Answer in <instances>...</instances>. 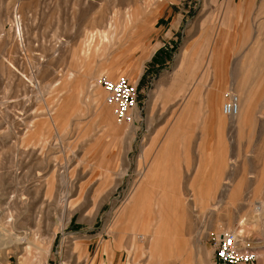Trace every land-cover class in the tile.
I'll return each instance as SVG.
<instances>
[{
	"label": "rangeland",
	"instance_id": "374dc122",
	"mask_svg": "<svg viewBox=\"0 0 264 264\" xmlns=\"http://www.w3.org/2000/svg\"><path fill=\"white\" fill-rule=\"evenodd\" d=\"M103 75L137 86L133 123ZM237 88L244 121L222 114ZM154 163L195 186L146 181ZM168 194L200 248L168 254L215 263L233 231L264 264V0H0V264H155L170 204L144 200Z\"/></svg>",
	"mask_w": 264,
	"mask_h": 264
},
{
	"label": "crops",
	"instance_id": "0c3cea01",
	"mask_svg": "<svg viewBox=\"0 0 264 264\" xmlns=\"http://www.w3.org/2000/svg\"><path fill=\"white\" fill-rule=\"evenodd\" d=\"M237 91L240 94L241 100H240V111L239 114L235 117L231 118H246V116L251 112L250 107V98L247 93H241L239 91V88H237ZM221 94L219 93V96L216 98V101H213L209 104L207 113H209L212 117L220 116L221 117V111H220V100H221ZM246 98V99H245ZM108 108V107H107ZM222 114L223 112V104H222ZM227 117V115H225ZM221 119V118H220ZM112 121V118H109V122ZM238 121V119H237ZM242 121V123H243ZM108 122V123H109ZM241 123V124H242ZM240 124V125H241ZM235 125H238L237 122ZM239 126V125H238ZM194 167V168H193ZM144 177L146 178V181L156 183L157 185H167V186H190L193 184L195 186V164L191 166L190 168H187L185 165L181 164H163V163H154L150 164L149 168L145 169ZM240 186L232 183L228 184V189L231 191L236 192ZM192 197L187 196V202L195 203V189L192 191ZM145 202H162L170 204L168 206H161V210H159L160 218H162V222L158 225V231L150 232L151 234H158L160 236L159 242L153 243L155 246L153 249L155 251H159L158 259L155 260V264H188V260L191 259L193 264H202L199 262L200 258L198 255L192 254L190 258H188V254L184 256V259L173 257V255L168 254L169 251L173 250H182V251H195L200 250V248L195 247V244H188L186 242L180 243L181 239L177 237L178 235H185L189 234V224L186 221L188 218H193V223L195 222L194 216L183 215V219L180 220V212L177 210V203L182 201L179 200L176 194H168L164 197H161L160 199H149L144 200ZM184 201V200H183ZM165 220V221H164ZM192 233V231H190ZM175 235V236H173ZM176 238L177 242H174L173 239ZM186 261V262H185ZM209 262L206 264H215L214 260H208ZM121 263V260L119 264ZM241 264H255V263H241Z\"/></svg>",
	"mask_w": 264,
	"mask_h": 264
},
{
	"label": "built area",
	"instance_id": "2783aa9c",
	"mask_svg": "<svg viewBox=\"0 0 264 264\" xmlns=\"http://www.w3.org/2000/svg\"><path fill=\"white\" fill-rule=\"evenodd\" d=\"M99 84L105 89L106 102L113 106L116 119L119 123H133L138 114V89L129 78L120 76L116 79L103 75ZM240 104L237 95L229 96L223 103V112L228 117L239 113ZM215 264L253 263L258 256L254 251H244L239 247L236 234L228 231L215 238Z\"/></svg>",
	"mask_w": 264,
	"mask_h": 264
},
{
	"label": "bare ground",
	"instance_id": "6f19581e",
	"mask_svg": "<svg viewBox=\"0 0 264 264\" xmlns=\"http://www.w3.org/2000/svg\"><path fill=\"white\" fill-rule=\"evenodd\" d=\"M237 96H238V95H237ZM238 99H239V104H240V98H239V96H238ZM239 111H240V109H239ZM238 114H239V113H238ZM238 114H237V115H238ZM237 115H236V116H237ZM233 117H235V116H233ZM118 123H119V122H118ZM261 208H262V206H261V207H260V206H259V207H256V210H257V211H258V210H261ZM261 211H263V210H261ZM236 238H237V237H236Z\"/></svg>",
	"mask_w": 264,
	"mask_h": 264
}]
</instances>
